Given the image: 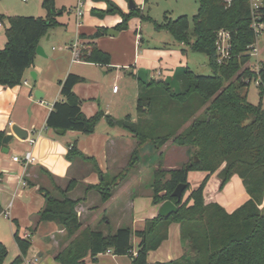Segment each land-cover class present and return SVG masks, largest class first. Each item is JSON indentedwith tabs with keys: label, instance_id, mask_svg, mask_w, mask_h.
Returning a JSON list of instances; mask_svg holds the SVG:
<instances>
[{
	"label": "trees",
	"instance_id": "obj_1",
	"mask_svg": "<svg viewBox=\"0 0 264 264\" xmlns=\"http://www.w3.org/2000/svg\"><path fill=\"white\" fill-rule=\"evenodd\" d=\"M94 1H104L107 5L105 9L93 8L94 15L122 16L114 26L119 31L128 28L132 17L142 16L138 6L126 13L114 0ZM198 1L199 10L193 17V26L187 15L176 19L165 15L162 23L155 22V26L170 30L176 40L185 45L182 53H186L187 48L206 52L212 75L195 73L184 66L178 90L165 79L153 77L144 81L139 78L137 118L133 120L127 115L123 122L140 145L151 141L159 150L160 164L153 170L154 178L150 183L152 202L161 204L170 199L178 205V211L167 218L158 214L146 219L143 228L135 231L129 226H121L114 233H104L90 226L82 228L76 207L80 199L68 195L76 181L70 180L63 189L56 183L55 176L43 168L53 188L39 187L45 198L39 220L58 224L65 229L70 241L55 254L60 264H85L88 254L97 256L107 250L116 255H130L131 264H149L148 252L168 239L169 225L173 222L180 224L184 253L157 264H264V208H261L264 203V62L261 61L259 67L248 64L251 59L248 51L258 41L260 32L252 24L250 0ZM42 6L46 17L18 14L7 17L6 43L0 48V85L14 87L24 82L26 70L35 63L37 45L50 27L59 24L57 16L65 7L57 9L56 0H43ZM259 7L256 22L264 24V0ZM220 29H228L232 40V58L223 64L218 63L215 55L216 34ZM108 30L97 27L92 34L81 33L80 38L89 41L81 43L77 59L111 64L110 53L94 42ZM84 81L86 77L73 72L61 81L63 99L54 103L47 127L91 134L102 117L113 123V118L102 110L92 116L85 114L82 100L74 92V86ZM253 81H258L261 96L258 105L247 99V88ZM5 135L6 132L0 130V153ZM168 142L187 147L190 158L180 167L164 170L162 148ZM132 156L138 158L137 150ZM66 158L92 162L103 176L96 158L83 153L76 141L70 145ZM192 171H204L208 175L184 199L191 188L189 173ZM215 172L220 189L233 175H239L250 195L248 201L232 212L216 201H205V186ZM2 178L0 172V180ZM183 183L186 189L178 200L173 192ZM90 188L99 190L105 200L112 195L111 184L103 180ZM2 213L4 209L0 206V215ZM135 235L140 240L134 253ZM14 237L20 253L8 264H23L32 240L20 236L18 225ZM8 252V246L0 241V264H5Z\"/></svg>",
	"mask_w": 264,
	"mask_h": 264
},
{
	"label": "crops",
	"instance_id": "obj_2",
	"mask_svg": "<svg viewBox=\"0 0 264 264\" xmlns=\"http://www.w3.org/2000/svg\"><path fill=\"white\" fill-rule=\"evenodd\" d=\"M86 2L88 4L85 11L84 4ZM106 6L104 1L79 0L75 7L67 5L62 7H65L64 11L75 14L74 21L77 31L76 37L72 41L73 44L76 42L81 46V43L89 41L80 38L81 33L92 34L97 30V27L111 29L122 20L120 14L101 17L91 12L93 8L105 9ZM120 8L126 13L130 9L129 4L128 7H125V3L120 5ZM16 11L10 4L0 7V17L4 16L0 18V27L8 26V16L25 13ZM87 12L94 18H100L97 21V26H95L96 30H88L84 27L83 17ZM4 20H7V25H5ZM122 31H119V34ZM138 36L137 27L136 42ZM50 37L51 34H49L47 40ZM44 38L39 43L41 46H43ZM110 38L113 37L107 33L98 37L94 42L104 51L110 53L111 64L105 65L84 60L80 61L75 58L73 52L70 62H66L65 69L58 72L55 76L58 81L55 89L46 85L48 79L39 65V57L41 55L37 53L33 67L27 69L24 74L25 80L23 83L14 87L0 85V130H4L6 134L12 133V126L16 124L28 130V138L32 137L35 139V143L32 144L29 143L28 138L20 139L14 135L7 145L8 151L0 153V172L3 175L0 180V206L4 209V213L0 215V241L8 246L9 252H12L14 258H16L20 253L14 237L18 225L20 236L32 240V246L27 255L24 256L23 264H27L29 261L31 264H60L56 260L55 254L70 242L66 237L65 229L58 224L39 220V212L45 204V198L39 192V187L53 188L49 176L42 171L43 168L55 176L56 183L63 189L68 186L70 180L76 181V185L69 191L68 195L74 199H80L76 207L82 228L90 226L104 233H114L121 226H129L135 231L143 228L146 219H151V217L159 213L161 204L152 202L153 190L149 184L150 189L147 188L146 191H135L132 189L134 184L139 183V179L145 173L141 169L142 155L147 154L146 152H148L149 148L150 165L155 169L159 166L161 160L159 150L155 148L151 141L140 145L139 141L123 126V123L122 125L116 123L118 119L124 118L125 120L127 115H130L135 120L137 112L135 114H120L121 112H117L116 115H112L111 107L109 108L107 105L105 108L103 107L102 102L107 97H121L120 87L114 92L113 87L110 89L104 79L93 80V84L87 86L88 78L81 73L80 69L76 68L77 64H87L101 68L107 66L110 68L113 63H119L113 60L112 53L104 45V43H107V39ZM141 40L140 38L138 43ZM5 43L6 34L0 28V48H3ZM68 46L69 44L65 43L61 50H70ZM137 46L135 44V54H137ZM134 56L136 57V55ZM135 57L130 55V60ZM130 60L125 63L127 66L120 68V70H124V73L135 80L137 98L139 78L147 81L155 77L156 79L170 81L169 75L163 72L164 69H160V72L151 71L147 74V79H145L141 75V70L137 69L135 71L136 65ZM166 70L170 71V68H166ZM34 72L37 78L35 84L27 76L28 74L31 76ZM70 72L86 77V81L74 86V92L82 100V109L85 114L92 116L102 110L106 115L113 118V123L110 124L103 117L97 124L96 131L91 134H83L75 130H68L64 134H59L53 127L46 126V121L54 103L63 99L62 94H60V83ZM106 73L105 71L104 74ZM174 89L177 88L174 87ZM37 90L40 94H43L42 98L35 94ZM125 129L126 132L124 131ZM73 141L78 142L79 149L83 153L96 158L99 170L103 176L94 168L92 162H84L81 159L71 161L66 158L68 149ZM149 144L151 145L149 146ZM168 148L169 144L167 143L162 148V151L165 152V149ZM170 148L174 149V146ZM182 148H184L186 154H189L187 147ZM27 150L32 151L36 159L35 162L25 163L23 160L17 162L13 159L16 155L22 157ZM135 150H137L138 159L132 164L131 155ZM207 175L208 173L204 171H192L189 173V182L194 178L195 187H197ZM102 180L112 186V195L106 200L103 199L99 190L90 188V185H99ZM205 187V201H216L224 206L228 212H232L246 203L250 197L245 186H243L242 179L237 174L231 177L223 189H220L217 172H215V174L210 176ZM190 192L191 190H189V194ZM261 208H264V203ZM139 240L136 235L133 236L134 252ZM183 250L184 243L180 236V224L173 222L169 225L168 239L164 240L158 248L148 252V262L149 264H157L158 262L178 258L183 255ZM131 263L130 255H116L112 251H105L97 256L88 254L85 258V264Z\"/></svg>",
	"mask_w": 264,
	"mask_h": 264
},
{
	"label": "rangeland",
	"instance_id": "obj_3",
	"mask_svg": "<svg viewBox=\"0 0 264 264\" xmlns=\"http://www.w3.org/2000/svg\"><path fill=\"white\" fill-rule=\"evenodd\" d=\"M42 1L43 0H0V7L10 4V6L15 9V11L18 10L16 12H25L21 13V15H36L46 17L47 13L42 6ZM78 1L79 0H56V7L57 9H61L64 5L75 7ZM134 1L141 10L142 16L132 17L129 20L127 29L123 30L119 35L107 39V43H104L106 48L112 53L113 60L119 63H113L110 68L107 66L101 68L99 66L96 67L87 64L76 65V68L80 69V71H82L81 73L83 75L85 74V76L88 78L89 82L86 84L87 86L90 84L92 85L93 80L99 81L104 79L106 85H108L110 89H112L115 84L121 88L120 98H113V96H111L107 97L106 100H104L105 102H102L104 108L106 105L109 106V108H112H110L112 115H116L117 112H121L120 114H135L137 112V89L135 80L132 79V77L128 74L124 73V70H120V68L127 66L125 63L130 60V55H133V57L136 55V57L132 58L130 61H133V63L136 65L135 71L137 69L141 70L142 77L147 79V74H149L151 71L160 72V69H164L163 72L169 75L170 82L177 89H180L179 77L184 66H188L195 73L197 72L199 74L212 75L213 72L210 66V57L206 52L196 50L193 51L187 48L186 53H182V48L185 45H183L181 42H178L170 30L165 28L158 29L155 26V22L159 24L162 23L165 15H168L173 19L178 18L180 15H187L190 25L193 26V17L199 10L198 0ZM87 2L84 4L85 11L88 4ZM115 2L119 6L125 3V7H128L129 4L128 0H115ZM74 16V13L72 14L68 11H64L62 14L58 15L57 20L60 24L50 27L48 34L43 40V46L45 48L47 57H39V65L48 79V81H46V85L52 89L57 88L58 85V81L55 77L56 74L65 69L66 62H70V59L73 55L72 49L63 51L61 48L64 47L65 43L72 45V41L76 37L77 28L75 25ZM99 20V17L94 18L87 12L83 17L84 27L88 30H93L95 29V26H97V21ZM4 23L7 25V20H4ZM5 27L6 26H2L0 28L5 32ZM137 27L139 36L136 42L135 39ZM49 34H51V37L47 40ZM140 38L142 40L140 43H138ZM257 40V46L259 49L258 57L251 56V59L248 62V64L252 66H255L257 61L264 62V31L259 34ZM135 44L138 45L136 52L137 54H135ZM166 68H170V71L166 70ZM105 71L107 72L106 74H104ZM27 76L30 78V80L32 79L31 81L33 84L36 83V80L32 78V75L29 76L28 74ZM247 99L250 103L255 105H258V103L261 101L259 88L257 87L255 81H253L247 88ZM262 103L264 104V97L262 98ZM104 118L106 119L105 116ZM124 131L126 132V129ZM168 144L169 148L165 149L164 160L162 162V169L164 170L180 167L182 163L186 162L190 158V155L186 154L184 148H182L184 146L180 147L172 144L171 142H168ZM150 145L151 144H149V146ZM171 146H174V149L170 148ZM146 153L147 154L142 155L143 158L141 161V169L145 173L144 176L139 179V183L134 184L132 187V189L135 191H146L147 188L150 189V182H152L154 178V167L150 165L151 157L148 155L149 148L148 152ZM132 155V162H136L138 158ZM190 187V190L196 188L194 178L193 180L191 179ZM188 194L189 191H187L185 194L184 199L188 197ZM6 257L5 264L14 259V254L12 252H8Z\"/></svg>",
	"mask_w": 264,
	"mask_h": 264
},
{
	"label": "built area",
	"instance_id": "obj_4",
	"mask_svg": "<svg viewBox=\"0 0 264 264\" xmlns=\"http://www.w3.org/2000/svg\"><path fill=\"white\" fill-rule=\"evenodd\" d=\"M24 1H27V0H24ZM261 3H262V0H250V7H252V13H253L252 24H253V27L257 30V32L258 33L260 32V34L264 31V24L263 23H257L256 17H257V14L259 12V8H260L259 6ZM0 24H1V20H0ZM257 42L252 44L250 46V50L248 51V54L252 57L253 56L258 57L259 49L257 46ZM79 46L80 45L76 42L74 44L68 46V48L73 50L76 59H77V52H78ZM231 48H232L231 32L228 29L227 30L226 29L218 30L217 34H216V57H217V61L219 64H223L225 62H228V60L232 58L231 57ZM260 62L257 61V64L255 65V67H259ZM25 82H27V81H25ZM256 84H258V81H256ZM118 88H119L118 85L115 84L113 86V91L114 92L117 91ZM28 141H29V143H32V144L35 143V139L32 137H29ZM13 159L17 162H20L21 160H23L25 163H33L36 161L31 150L25 151L23 153L22 157H19L18 155H16L13 157ZM107 251H111V250H107ZM27 264H31V262L29 261Z\"/></svg>",
	"mask_w": 264,
	"mask_h": 264
},
{
	"label": "water",
	"instance_id": "obj_5",
	"mask_svg": "<svg viewBox=\"0 0 264 264\" xmlns=\"http://www.w3.org/2000/svg\"><path fill=\"white\" fill-rule=\"evenodd\" d=\"M136 6H137V4L135 3L134 0H129V8L130 9L134 8ZM107 33H108V35L114 37V36L119 34V30L113 27V28L109 29ZM37 46L38 47L36 49V53L41 55V56H46L44 47L41 46L40 44H38ZM31 75H32V78H34L35 80L37 79L35 72L32 73ZM35 94H37V96L40 97V98L43 97V94H40L38 90L35 92ZM123 122H124V118L118 119L116 121V123L118 125H122ZM12 127H13L12 128L13 132L6 134L4 136V138H3V144H4L3 151H5V152L8 151L7 145L9 143V141L13 138L14 135L17 136L20 139H27L28 136H29V132H28L27 129H24L23 127L18 126L16 124H14ZM56 131L59 134H64L65 133V130H63V129H57ZM185 189L186 188H185V184L184 183L183 184H179L176 187V189L174 190L173 196L177 197L178 200H181L182 197H183V193H184ZM178 209H179V207H178L177 204H175L172 200L167 199V201H164V202L161 203V206L159 208V213L158 214L161 217L167 218V216H169V215H171L173 213H176L178 211Z\"/></svg>",
	"mask_w": 264,
	"mask_h": 264
}]
</instances>
